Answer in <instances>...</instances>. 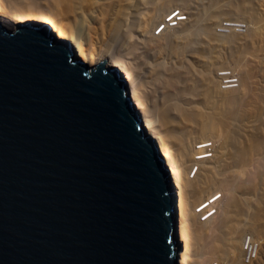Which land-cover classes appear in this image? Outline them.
Segmentation results:
<instances>
[{
    "label": "water",
    "instance_id": "obj_1",
    "mask_svg": "<svg viewBox=\"0 0 264 264\" xmlns=\"http://www.w3.org/2000/svg\"><path fill=\"white\" fill-rule=\"evenodd\" d=\"M179 212L121 69L0 17V264H181Z\"/></svg>",
    "mask_w": 264,
    "mask_h": 264
},
{
    "label": "rangeland",
    "instance_id": "obj_2",
    "mask_svg": "<svg viewBox=\"0 0 264 264\" xmlns=\"http://www.w3.org/2000/svg\"><path fill=\"white\" fill-rule=\"evenodd\" d=\"M147 1L139 8V26L114 54L137 76L142 99L178 163L192 220L187 236L197 234L193 242L206 256L202 264H264V0ZM103 3L24 0L20 7L61 23L92 50V28L103 30L102 21L96 25L93 18L103 19ZM75 4L76 15L70 12ZM156 19V27L163 25L151 36L148 26ZM231 21L247 22L248 32H221ZM137 59L145 61L140 69ZM236 80L237 86L231 83ZM157 107L162 111L156 114Z\"/></svg>",
    "mask_w": 264,
    "mask_h": 264
},
{
    "label": "bare ground",
    "instance_id": "obj_3",
    "mask_svg": "<svg viewBox=\"0 0 264 264\" xmlns=\"http://www.w3.org/2000/svg\"><path fill=\"white\" fill-rule=\"evenodd\" d=\"M24 1V0H22ZM21 0H0V17L3 21V24L4 25H7L9 26L10 28H13L15 29L16 26L18 25V23H21V22H27V21H33L35 22V24H41V23H51V25L53 26V31H55L57 33V36L59 38H68L70 40H72L74 42V44L77 45V55L81 58H83L84 60H87L88 62H94V63H98L99 61H101V59L103 60V58H106L109 63L111 64H114L115 66L119 67L121 69V71L123 72V74L127 77V80H128V90L129 92L132 94L133 96V99L135 101V103L137 104V107L142 115V118H143V124L146 128V131H147V134L151 135L153 138H155L157 140V143L159 144L166 160H167V163L168 165L170 166L171 168V172H172V176H173V180H174V184H175V187L177 188V191H178V197H179V236H180V242L183 244V247H184V250L183 252L181 253V264H202L203 261L202 258L205 259L206 256H204V254H202L200 251L198 252V245L196 242H193V241H197V239L195 238L197 236V234L195 232V236L192 239V242H191V239H189V237L187 236V222H188V217H187V200L185 197V188L183 186V181H182V176L180 174V171H179V166H178V163H176V161H174L173 157H171L172 155L170 154L169 152V149L167 147H165V144L163 143V139L161 138L162 136L160 135L159 133V127H158V124H157V121L155 119V116L153 117L152 114L149 112V109L147 108V105H146V102H144V100L142 99V96H141V90H140V87L138 85V79H137V76L133 73L132 68L130 69L129 68V65L128 63H122L121 59H119L118 57L115 56L114 52L115 50H118V46H124L125 43V40H127L129 34H131V30H133L135 27L137 28L136 24H137V21L139 19V8H141L145 2H148L147 0H105L102 2L103 3V8H102V15L101 17L103 19H100V18H93V20L95 19L96 21V25L98 24V20H101L102 22H99L102 24V28L103 30L101 29V27L99 26L97 28L96 26V29L93 27V31L92 33L94 34L93 36V42L94 44H91L93 46H95L94 49L90 50L88 49L86 46L82 45V44H78V41L75 39L74 35H73V32L72 31H68V28L66 29L64 27V25H62L61 23L59 22H55V21H50L49 19H47V17H45V15H43L42 12L40 11H35V10H29L28 8H24L21 9L22 7H20L21 5ZM26 1V0H25ZM44 1V0H43ZM53 1V0H52ZM61 1V0H59ZM63 1V0H62ZM81 1V0H80ZM91 1V0H90ZM95 1V0H94ZM176 0H174L175 2ZM27 2H31V1H27ZM88 2V1H87ZM26 3V2H25ZM60 3V2H59ZM83 3V2H82ZM94 3V2H93ZM32 4V3H31ZM52 4V3H51ZM79 4V3H78ZM92 4V2H91ZM60 5V4H59ZM80 5V4H79ZM86 5V4H84ZM93 5H97V4H93ZM160 5V4H159ZM168 5V4H167ZM170 5V4H169ZM63 6V5H62ZM90 6V5H89ZM92 6V5H91ZM171 6V5H170ZM169 6V8H170ZM73 7V6H72ZM71 7V11L72 14L75 12H77V9L79 6H75L72 8ZM94 7V6H93ZM99 7V6H98ZM101 7V6H100ZM164 7V5H163ZM168 7V6H167ZM173 7V6H172ZM64 8V7H63ZM67 8V7H66ZM88 8V7H87ZM161 8V7H160ZM159 6L157 7V10L159 11L160 10ZM166 8V6H165ZM80 9V8H79ZM78 9V13L80 12ZM90 9V8H89ZM162 9V8H161ZM95 10V8H94ZM156 10V9H155ZM165 10V9H164ZM97 11V9H96ZM100 11V9H99ZM157 11V12H158ZM93 12V11H92ZM167 12V10L165 11ZM165 12H161V14L165 15ZM175 11H173L174 13ZM74 13V14H75ZM84 13V12H83ZM95 13V12H94ZM97 13V12H96ZM172 13V12H171ZM77 14V13H76ZM75 14V15H76ZM171 14H169L170 16ZM179 15V14H178ZM177 15V16H178ZM155 16V15H154ZM168 16V15H167ZM176 16V17H177ZM94 17V16H93ZM166 17V16H165ZM176 17H174V19H176ZM159 18V17H158ZM168 18V17H167ZM154 19V18H153ZM165 20V22L167 23V20L166 19H163ZM162 20V21H163ZM147 21V20H146ZM140 22V21H139ZM158 19H156L152 24H150L148 27H149V35L152 36L156 34L157 30L161 28V26L163 25L162 23L159 24L157 27H156V24L158 23ZM75 23V22H74ZM141 24V22L139 23ZM149 24V23H148ZM77 25V24H76ZM100 25V24H99ZM138 25V24H137ZM139 26V25H138ZM78 27V25H77ZM80 27V26H79ZM82 27V26H81ZM167 27V26H165ZM165 29V28H164ZM148 30V29H147ZM134 31V30H133ZM160 31V30H159ZM165 31V30H164ZM147 32V31H146ZM163 32V31H162ZM92 34V35H93ZM148 35V33H147ZM132 36V35H131ZM129 36V37H131ZM150 36V37H151ZM135 37V36H134ZM133 37V38H134ZM149 37V36H147ZM154 38V37H153ZM132 39V38H131ZM92 40V38H91ZM133 41V40H132ZM136 41V40H135ZM124 43V45H122ZM150 43V42H149ZM90 44V46H91ZM129 44V43H128ZM151 46V45H150ZM121 47V48H122ZM130 47V46H129ZM125 48V47H123ZM134 48V47H133ZM96 50L97 51H101V50H104V54H100L98 55L96 53ZM134 50V49H133ZM125 51V50H124ZM129 51V50H128ZM92 52V53H91ZM127 52V51H126ZM135 52V51H134ZM99 53V52H98ZM130 53V52H129ZM133 53V52H132ZM94 54V56L92 55ZM98 56H97V55ZM120 55V53H119ZM133 55V54H132ZM135 55V54H134ZM137 55V54H136ZM128 56V55H127ZM124 57V56H123ZM137 57V56H136ZM133 60V59H132ZM139 61H137L136 63L139 65V68H136V69H140V67L142 66V63H144L145 61L142 62V60L140 59H137ZM132 62V61H131ZM134 63V62H133ZM132 63V64H133ZM145 65V64H144ZM131 66V65H130ZM134 69V68H133ZM138 71V70H137ZM140 75V74H139ZM152 80V79H151ZM227 80V79H226ZM156 82V81H155ZM239 84V83H238ZM153 83L151 81L150 83V86L151 88H154V86H152ZM145 86V85H144ZM162 86V85H161ZM224 86V85H223ZM150 87H146L144 89H146L148 91V93L151 94V92L153 91V89L150 88ZM226 88V87H225ZM143 89V90H144ZM145 90V91H146ZM150 91V92H149ZM152 95V94H151ZM155 95V94H154ZM157 95V94H156ZM238 96V95H237ZM236 97V96H235ZM152 99V98H151ZM159 107H157V112L156 114L161 110V107L158 109ZM168 108V107H167ZM170 108V107H169ZM156 109V108H154ZM159 110V111H158ZM169 111V110H168ZM168 111L166 110H163V115L164 113L168 114ZM155 112V110H154ZM166 114V115H167ZM165 115V118H167V116ZM168 116L170 117V114H168ZM163 117V116H162ZM173 119V118H172ZM177 119V118H176ZM167 121V120H166ZM173 121V120H172ZM165 125V124H164ZM170 135V134H168ZM166 140V138H165ZM184 153V152H183ZM206 157V156H204ZM202 156V158H204ZM173 158V159H172ZM199 159L197 156L194 158L195 161ZM193 160V159H192ZM194 160H193V163L192 164H189L190 169H188V171H191L193 172L194 171V167L196 166H193L194 165ZM197 163V162H196ZM195 163V164H196ZM180 164V163H179ZM187 172V171H186ZM190 175L191 173L188 172ZM192 177V176H191ZM216 193V192H215ZM219 196H217L216 199H218ZM210 198V197H209ZM210 202V201H209ZM214 202V201H213ZM205 203V202H204ZM205 208V207H204ZM198 209V208H197ZM200 209V208H199ZM190 212V211H189ZM188 212V213H189ZM200 212V211H199ZM212 211H210V214H211ZM213 213V212H212ZM195 214V213H194ZM209 214V213H208ZM189 216V215H188ZM205 217V216H204ZM214 217V216H213ZM206 219L209 218V216L207 215L205 217ZM195 219V218H194ZM201 219V218H200ZM191 220V219H190ZM189 220V221H190ZM192 221V220H191ZM191 223V222H190ZM189 223V224H190ZM196 226V225H195ZM190 227V226H189ZM222 227V226H221ZM191 228V227H190ZM196 228V227H195ZM194 230V229H192ZM197 230V229H196ZM190 233V232H189ZM192 233V232H191ZM193 233L191 234V236H193ZM199 234V233H198ZM190 236V235H189ZM201 239V238H200ZM188 240H190V246H187V243L189 242ZM200 241V240H198ZM248 242V241H247ZM200 243V242H199ZM209 243V242H208ZM207 244V243H206ZM192 246V249H190L191 251L189 252L188 254V247H191ZM247 247V246H246ZM188 248V249H187ZM201 248V247H200ZM220 248V247H219ZM252 248V247H251ZM214 249V248H213ZM215 250V249H214ZM204 252V250H203ZM225 252V255L227 256L226 254V250L224 251ZM215 253V252H214ZM223 254V253H222ZM250 254H251V251H250ZM212 255V254H211ZM209 256V255H208ZM227 258V257H225ZM214 263V262H213ZM206 264V263H205ZM208 264V263H207ZM216 264V263H215Z\"/></svg>",
    "mask_w": 264,
    "mask_h": 264
},
{
    "label": "built area",
    "instance_id": "obj_4",
    "mask_svg": "<svg viewBox=\"0 0 264 264\" xmlns=\"http://www.w3.org/2000/svg\"><path fill=\"white\" fill-rule=\"evenodd\" d=\"M231 24H226V26H227V28L225 29V30H223V31H221V32H224V33H227V34H229L228 32L229 31H232L233 32V30H236V32L238 33V34H245L246 32H248V29H249V25H248V23L247 22H241V21H231L230 22ZM231 32V33H232ZM237 82V80L236 81H234V82H231V83H233V84H236L235 86H237V84L238 83H236ZM234 86V87H235ZM210 214V213H209ZM249 241H250V239L248 240V243H249ZM247 243V244H248ZM249 250L251 251V247L249 248ZM249 256H250V253H249Z\"/></svg>",
    "mask_w": 264,
    "mask_h": 264
}]
</instances>
